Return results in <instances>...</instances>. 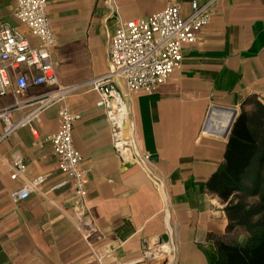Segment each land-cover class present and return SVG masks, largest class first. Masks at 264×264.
I'll use <instances>...</instances> for the list:
<instances>
[{"label": "crops", "instance_id": "1", "mask_svg": "<svg viewBox=\"0 0 264 264\" xmlns=\"http://www.w3.org/2000/svg\"><path fill=\"white\" fill-rule=\"evenodd\" d=\"M191 1L115 0L122 21L169 4L185 17ZM14 7V0H0V21L36 45L38 40L13 15ZM46 13L56 38L50 56L58 85H74L108 70L116 19L105 0H47ZM54 87L30 84L18 105L11 92L0 97V109L12 108L11 121L23 122L0 141V264H99L87 241L102 264H153L142 257L154 242L171 246L166 264H214L215 239L226 235L227 218L225 202L205 181L223 163L226 111L238 113L247 97L264 104V0H214L208 23L182 46L180 64L170 77L151 93L126 94L137 145L150 157V173L115 155L95 91L69 93L38 109V118L31 117L35 100ZM62 107L79 115L72 139L87 169L86 217L76 209L67 183L51 188L64 176L43 137L59 129ZM211 107L213 115L207 118ZM252 107L251 102L245 106ZM15 152L25 159L26 179L45 176L43 194L11 197L23 182L10 177L8 161Z\"/></svg>", "mask_w": 264, "mask_h": 264}, {"label": "built area", "instance_id": "2", "mask_svg": "<svg viewBox=\"0 0 264 264\" xmlns=\"http://www.w3.org/2000/svg\"><path fill=\"white\" fill-rule=\"evenodd\" d=\"M14 1L13 15L28 28L30 35L35 37L38 43L30 44L20 30L0 21V97L11 92L18 105L30 84L55 85L52 90L35 100L37 106L30 114L31 117L38 118V109L56 100H62L69 93L95 91L96 105L104 110L115 155L122 162L137 165L150 173V157L137 145L126 94L151 93L170 77L180 64L182 46L194 41L197 31L208 23L214 0L202 4L191 1L190 12L185 17L180 15L176 5L169 4L148 16L128 21H122L118 16L115 0H105L106 6L116 19V27L109 41L108 70L102 75L67 86L57 84L50 56V48L56 38L46 13L47 0ZM118 80L122 81L123 87ZM11 111L12 108L8 107L0 109V119L3 122L0 141L10 135L18 125L23 124L11 121ZM31 117L29 116L25 123L30 122ZM59 117V129L43 137L50 143L57 158L58 169L64 176L63 182L51 188L67 183L79 204L76 209L80 215L86 217L83 209L87 192V169L82 166V157L72 139L73 124L79 115L62 107ZM29 127L33 137L38 138L37 128L31 123ZM8 166L12 179H23L20 186L11 191L13 199H26L34 192L43 194L40 185L45 176L26 179V162L21 154L12 153ZM101 238L100 234L96 235V239ZM87 246L99 264H102L91 242L87 241ZM159 252L170 255L171 246L160 242L147 244L143 257L161 255Z\"/></svg>", "mask_w": 264, "mask_h": 264}, {"label": "trees", "instance_id": "3", "mask_svg": "<svg viewBox=\"0 0 264 264\" xmlns=\"http://www.w3.org/2000/svg\"><path fill=\"white\" fill-rule=\"evenodd\" d=\"M263 162L264 104L247 97L226 137L223 163L205 181L225 202L227 218L226 235L215 239L214 264H264ZM239 231L242 237L233 234Z\"/></svg>", "mask_w": 264, "mask_h": 264}, {"label": "rangeland", "instance_id": "4", "mask_svg": "<svg viewBox=\"0 0 264 264\" xmlns=\"http://www.w3.org/2000/svg\"><path fill=\"white\" fill-rule=\"evenodd\" d=\"M260 176L262 178V180L264 179V164L262 165V169L260 172ZM237 237H242L243 236V232L239 231L234 233ZM158 253V252H157ZM159 254L156 256V254H152L153 256H145L142 258V262H152L153 264H166V258L168 257L167 254H163L162 252H159Z\"/></svg>", "mask_w": 264, "mask_h": 264}, {"label": "water", "instance_id": "5", "mask_svg": "<svg viewBox=\"0 0 264 264\" xmlns=\"http://www.w3.org/2000/svg\"><path fill=\"white\" fill-rule=\"evenodd\" d=\"M222 109V108H221ZM229 111H230V116H229V118H228V121H227V124H226V126H225V129H224V133H223V135H225L226 133H228L229 132V130H230V127H231V124H232V122H233V120H234V118H235V116L237 115V111L235 110V109H228ZM213 109H212V107L208 110V116H207V118H210L213 114Z\"/></svg>", "mask_w": 264, "mask_h": 264}, {"label": "bare ground", "instance_id": "6", "mask_svg": "<svg viewBox=\"0 0 264 264\" xmlns=\"http://www.w3.org/2000/svg\"><path fill=\"white\" fill-rule=\"evenodd\" d=\"M227 113H230V111H226Z\"/></svg>", "mask_w": 264, "mask_h": 264}]
</instances>
